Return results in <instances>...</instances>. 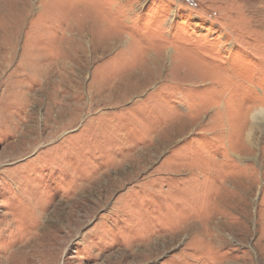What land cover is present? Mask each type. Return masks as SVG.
Wrapping results in <instances>:
<instances>
[{"label": "rangeland", "instance_id": "obj_1", "mask_svg": "<svg viewBox=\"0 0 264 264\" xmlns=\"http://www.w3.org/2000/svg\"><path fill=\"white\" fill-rule=\"evenodd\" d=\"M264 0H0V264H264Z\"/></svg>", "mask_w": 264, "mask_h": 264}, {"label": "bare ground", "instance_id": "obj_2", "mask_svg": "<svg viewBox=\"0 0 264 264\" xmlns=\"http://www.w3.org/2000/svg\"><path fill=\"white\" fill-rule=\"evenodd\" d=\"M264 118V111H257L256 113H253L252 115V120H253V124L250 128V131L252 132L253 131V127H254V124L256 123V120H261ZM264 120V119H263Z\"/></svg>", "mask_w": 264, "mask_h": 264}]
</instances>
